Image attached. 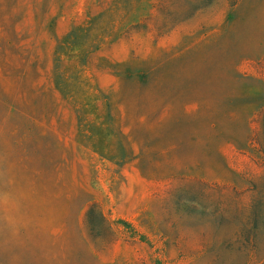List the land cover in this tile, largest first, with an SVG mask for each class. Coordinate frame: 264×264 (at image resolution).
I'll use <instances>...</instances> for the list:
<instances>
[{"label":"rangeland","instance_id":"1","mask_svg":"<svg viewBox=\"0 0 264 264\" xmlns=\"http://www.w3.org/2000/svg\"><path fill=\"white\" fill-rule=\"evenodd\" d=\"M0 264H264V0H0Z\"/></svg>","mask_w":264,"mask_h":264},{"label":"trees","instance_id":"2","mask_svg":"<svg viewBox=\"0 0 264 264\" xmlns=\"http://www.w3.org/2000/svg\"><path fill=\"white\" fill-rule=\"evenodd\" d=\"M115 28V25H114ZM73 33H76L75 35ZM83 33H86V28L85 27H77L74 31L70 32L68 35H66V38L70 37L71 38V44H73V41L79 39V37H83ZM109 39V36H105V37H100L97 38L94 43H90L93 44L91 45L92 47H88L89 45H86V49H84V56L86 57V59L88 58L89 55H91L89 49H95L98 50L100 49V47H102V45H104L106 43V41ZM69 43V44H70ZM56 63H59L58 67H55L53 70V77H54V84L56 89L61 90L60 93H63V98L67 99L68 102L70 103V105L74 106L72 102H76L77 98H78V93L77 90L75 91L74 89L71 91L69 89L68 92H65L62 86L67 87V84L69 83V77L66 76L65 71H64V64H63V59L62 57H59L57 59H55ZM88 62V61H85ZM84 64V63H83ZM60 103H57V107ZM75 104V103H74ZM74 109V107H73ZM82 108L80 106H76V108L74 110H71V115L75 116V118H77L79 120V130L81 129V126L83 125V122H88L87 119L83 118V115L81 113ZM89 128L93 129V127L95 126L94 121L89 119ZM91 132V131H90ZM91 134V133H90ZM82 192L83 195L87 196L86 201L83 203V205L81 206V210L86 209L87 210V215H96L98 214L99 216H101V218H105L104 214L101 211H98V206L97 203L95 202L94 199L90 198V194L87 192V189H81L80 190Z\"/></svg>","mask_w":264,"mask_h":264}]
</instances>
